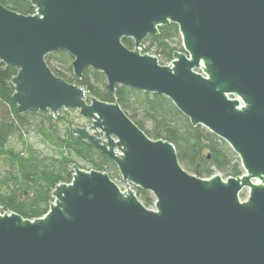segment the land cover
Returning a JSON list of instances; mask_svg holds the SVG:
<instances>
[{
    "label": "water",
    "instance_id": "1",
    "mask_svg": "<svg viewBox=\"0 0 264 264\" xmlns=\"http://www.w3.org/2000/svg\"><path fill=\"white\" fill-rule=\"evenodd\" d=\"M22 1L36 13L0 4V65L18 70L17 112L77 111L89 125L74 134L117 167L125 190L75 165L44 217L0 207V264H264V0ZM172 24L184 51L170 65L141 54ZM58 52L78 80L103 74L113 96L127 87L166 97L226 142L244 175L190 174L175 146L149 138L118 102L88 100L55 76L46 58ZM133 188L152 194L154 209Z\"/></svg>",
    "mask_w": 264,
    "mask_h": 264
},
{
    "label": "trees",
    "instance_id": "2",
    "mask_svg": "<svg viewBox=\"0 0 264 264\" xmlns=\"http://www.w3.org/2000/svg\"><path fill=\"white\" fill-rule=\"evenodd\" d=\"M0 4L16 13L29 16L36 9L22 0H0ZM158 37H150L144 44L155 48L161 56V64L173 61L176 52H183L178 26L172 24L160 28ZM130 50L134 42L124 39ZM47 64L58 78L84 89L87 99L95 97L106 103L118 102L131 120L153 140L173 144L181 165L190 174L209 179L221 174L223 178H238L244 175L239 157L229 145L203 127H193L190 121L164 96L139 92L127 87H118L113 96L106 78L100 72L88 69L82 80L73 74V58L66 52H58L46 58ZM18 70L0 65V206L24 219L36 220L50 210L53 191L72 181V168L77 165L87 171L107 173L122 185L117 167L93 146L80 141L74 134L70 113L58 114L30 111L18 113L12 101L14 91L9 83ZM48 144L55 156H43L30 144V135ZM21 143L22 150L15 148ZM139 200L153 208L152 194L134 188Z\"/></svg>",
    "mask_w": 264,
    "mask_h": 264
},
{
    "label": "rangeland",
    "instance_id": "3",
    "mask_svg": "<svg viewBox=\"0 0 264 264\" xmlns=\"http://www.w3.org/2000/svg\"><path fill=\"white\" fill-rule=\"evenodd\" d=\"M70 120L73 122V128L87 127L89 125L88 120L83 118L78 112L70 113ZM29 141H30V144H32L37 149V151L41 153L43 156H55L56 155V153L53 151V149L50 146H48V144L43 143L41 139L37 137V134L32 133L30 135ZM14 146L18 150H22V145L20 142L16 143ZM247 197H248L247 192L242 194L243 201H245ZM150 209H154V208H150Z\"/></svg>",
    "mask_w": 264,
    "mask_h": 264
},
{
    "label": "built area",
    "instance_id": "4",
    "mask_svg": "<svg viewBox=\"0 0 264 264\" xmlns=\"http://www.w3.org/2000/svg\"><path fill=\"white\" fill-rule=\"evenodd\" d=\"M141 54H149V55H152V56H155L157 57V59L159 60V64H161V56L157 53L156 49L155 48H152L150 47L148 44H143L140 48H139ZM170 63L166 64L165 66H168L170 65ZM162 65V64H161ZM86 93V92H85ZM86 96H87V93H86ZM216 175H220L222 178L223 176L219 173H217ZM224 180H226L225 178H223ZM119 185V184H118ZM119 187L124 191L125 190V187L123 185V182H122V185H119ZM134 190V188H133Z\"/></svg>",
    "mask_w": 264,
    "mask_h": 264
}]
</instances>
